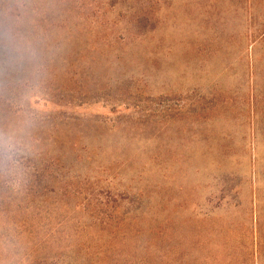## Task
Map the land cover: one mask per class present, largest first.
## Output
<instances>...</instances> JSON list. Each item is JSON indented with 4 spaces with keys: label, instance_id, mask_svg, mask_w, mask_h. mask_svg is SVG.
<instances>
[{
    "label": "rangeland",
    "instance_id": "rangeland-1",
    "mask_svg": "<svg viewBox=\"0 0 264 264\" xmlns=\"http://www.w3.org/2000/svg\"><path fill=\"white\" fill-rule=\"evenodd\" d=\"M0 134V264H264V0H0Z\"/></svg>",
    "mask_w": 264,
    "mask_h": 264
},
{
    "label": "trees",
    "instance_id": "trees-1",
    "mask_svg": "<svg viewBox=\"0 0 264 264\" xmlns=\"http://www.w3.org/2000/svg\"><path fill=\"white\" fill-rule=\"evenodd\" d=\"M250 184H251V191L253 190L252 193H251L252 194L251 206H252L253 216H254L255 214L257 215V213L259 212V206H257V200L258 199H257V196H256V194H257V188L254 187V185L256 186V180L255 179H252L250 181ZM230 189L232 190V188H230ZM262 212L264 214V209H262ZM255 217H257V216H255ZM256 220H257V218H256Z\"/></svg>",
    "mask_w": 264,
    "mask_h": 264
},
{
    "label": "clouds",
    "instance_id": "clouds-1",
    "mask_svg": "<svg viewBox=\"0 0 264 264\" xmlns=\"http://www.w3.org/2000/svg\"><path fill=\"white\" fill-rule=\"evenodd\" d=\"M4 143V136L3 134H0V145Z\"/></svg>",
    "mask_w": 264,
    "mask_h": 264
}]
</instances>
